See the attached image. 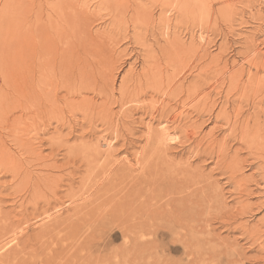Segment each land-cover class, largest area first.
I'll list each match as a JSON object with an SVG mask.
<instances>
[{
  "label": "rangeland",
  "instance_id": "obj_1",
  "mask_svg": "<svg viewBox=\"0 0 264 264\" xmlns=\"http://www.w3.org/2000/svg\"><path fill=\"white\" fill-rule=\"evenodd\" d=\"M42 2L44 9L46 8V18L53 16L59 21L58 31L61 34L56 33L54 41L62 46H59L58 53L61 57L71 54L72 47L79 43L77 28L81 25L76 22L77 13L82 11V14L90 17L89 35H82L80 38H85V46L91 44L87 46L85 53L75 50L74 63L81 57L80 66L85 67L90 75L94 71L109 73V79L113 80L110 89L115 90L116 100L119 99L123 80L139 76L143 67L149 65V59L157 64L159 75L165 77L168 72L176 78H182L178 88L166 97L164 109L167 113L164 111L161 118L160 114H155L156 119L153 124L150 123L149 109L144 115L141 111L135 115L137 124L133 125L136 129L133 139L138 144L136 143L137 146L135 145L132 152H138L144 146L148 127L163 133L160 147L162 171L165 167H170L172 174L177 175L180 172L182 175L188 169L195 175V179L203 177L208 205L214 193L219 203L210 208H202L200 220L197 221L202 225V232H198L191 240V249L187 248V243L183 240H157L162 251L170 247L173 252L170 255L160 252L156 262L264 264V115L259 114L258 108L253 107L258 106L256 101L262 99L264 94L262 97L250 99L246 94L250 88L258 85L256 80L264 77V71L256 75L257 66L264 61V0H62L57 4L56 0ZM31 3L36 4L38 11L39 0H0V146H3L0 157L4 156L5 149L10 155H15V141L25 143L30 138L28 135L31 124L27 119L24 101L27 90L23 85L17 88L9 82L18 80L19 84L25 78L26 58L23 50L18 51L16 47H24L27 40L25 31ZM55 4L69 7L73 12L65 14V18L63 13L54 11ZM138 7L144 18L139 19L142 25H138L140 28L131 20ZM73 29L76 35L73 34ZM62 32H66L63 44L60 43L64 36ZM212 67L215 79L212 72L207 71L212 70ZM216 70H221L223 76L215 73ZM236 74H243L239 79V86L230 82V78ZM250 75L255 84L252 82V87L249 88ZM96 76L99 78L101 75ZM181 86L191 87L192 92L200 88L195 95L198 97L196 101H200L196 106L187 104L188 107L182 100L177 101L176 96L181 91ZM54 89V86H49L48 90L53 92ZM64 95L57 94V97ZM172 96L176 101H171ZM209 96L218 101V109L212 117L207 113L209 104L204 100ZM81 97L91 100L95 95L84 94ZM161 100L159 96L149 94L143 102L151 104ZM95 102L102 104L104 100L98 98ZM58 108H63L62 103H58ZM115 111L121 112L119 108ZM57 112L51 118L60 116V112ZM256 115L260 118L263 129L262 137L249 140L246 135H254L260 127L257 124L254 126ZM55 126L56 124L53 127ZM42 128L38 125L35 130L41 132L44 130ZM68 133V130L62 132L52 129L42 138L39 137V141H43L40 150L42 156L51 158V140L57 142L60 135L65 136ZM91 140L92 144H96L99 139ZM71 143L75 144L73 141ZM54 150L56 153L61 152L57 147ZM55 157L59 162L62 161L61 156ZM130 158L133 160L132 156ZM21 159L34 160L27 156ZM42 165V162H36L30 171L41 173ZM0 180V186H3L0 192L7 185L11 190L15 188L12 177L7 176ZM176 190L173 187L172 193ZM121 244L120 239L111 248Z\"/></svg>",
  "mask_w": 264,
  "mask_h": 264
},
{
  "label": "bare ground",
  "instance_id": "obj_2",
  "mask_svg": "<svg viewBox=\"0 0 264 264\" xmlns=\"http://www.w3.org/2000/svg\"><path fill=\"white\" fill-rule=\"evenodd\" d=\"M60 2L62 0H56V4ZM56 4L54 11L63 13L64 17L73 12L69 7ZM37 7L38 11L35 3L29 5L27 40L24 47H16L18 51L23 50L26 58L25 78L19 84L18 80L9 82L17 88L23 85L27 90L24 101L31 125L27 142L15 141L17 153L10 155L5 149L4 156L0 157V178L12 177L15 186L11 190L7 185L0 192V264H158L156 257L160 252L168 255L173 252L170 247L160 249L157 240L167 238L183 240L191 249V240L202 232V225L197 223L202 208L219 203L218 197L214 193L208 205L203 177L195 179L188 169L182 175L180 172L172 174L170 167L162 171L160 147L164 134L151 126L145 134L144 146L140 151L132 152L137 143L133 139L135 115L139 111L144 115L150 110L149 122L152 124L155 114H160L161 118L166 111V97L178 88L182 78L168 72L165 77L159 75L157 64L149 59V65L143 67L139 76L123 80L116 100L115 90L110 89L113 80L109 79V73L94 71L90 75L85 67L80 66L81 57L74 63L77 50L85 53L91 44L85 46V38H80L89 35L90 17L82 11L77 13L76 22L81 25L77 28L79 43L72 47L71 54L61 57L58 54L60 45L54 41L56 33L61 34L59 21L53 16L46 18L42 0ZM139 19L144 18L138 7L131 18L137 27ZM65 33L62 32V44ZM73 34L76 35L74 29ZM207 71L212 72L213 67ZM262 71L264 61L257 66L256 75ZM215 73L220 75L221 70ZM96 75L101 76L97 78ZM212 75L214 78L213 72ZM242 75L236 74L230 82L239 86ZM254 81L250 75L249 88ZM256 81L258 85L246 92L249 99L264 94V77ZM49 86L55 87L52 90L55 96L48 90ZM199 89L192 92L191 87L181 86L176 99L193 107L200 102L195 96ZM61 93L65 95L57 97ZM84 94H94L95 97L91 100L81 97ZM149 94L162 100L146 104L143 99ZM98 98L104 102L96 104ZM211 98L204 100L209 104L207 113L212 117L218 109V101ZM176 99L172 96L171 101ZM59 102L63 108H58ZM256 104L258 106L253 107L264 115V95ZM116 108L121 112H116ZM57 111L60 116L51 118ZM254 118V126H259L260 118L257 115ZM38 125L44 130L37 132ZM261 127L254 135L246 137L249 140L262 137ZM52 129L68 130L69 133L60 135L57 142L50 139L51 158L43 157L40 151L43 141H39V137ZM91 139L99 140L92 144ZM54 147L61 152L56 153ZM57 155L62 161L55 159ZM23 156L34 160H23ZM39 161L43 163L42 172L30 171L31 166ZM173 187L177 188L175 193H172ZM4 192L10 193L4 195ZM120 239L122 244L111 248Z\"/></svg>",
  "mask_w": 264,
  "mask_h": 264
}]
</instances>
